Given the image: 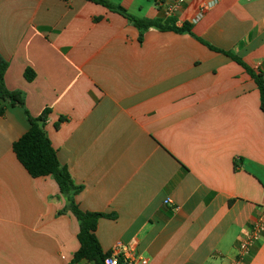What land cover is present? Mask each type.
<instances>
[{
	"label": "crops",
	"instance_id": "0c3cea01",
	"mask_svg": "<svg viewBox=\"0 0 264 264\" xmlns=\"http://www.w3.org/2000/svg\"><path fill=\"white\" fill-rule=\"evenodd\" d=\"M108 1L192 31L149 29L140 43L132 22L86 0H0L5 86L25 100L0 99V264H93L73 261L70 196L13 151L25 111L46 108L79 208L115 216L98 222L105 254L123 244L148 264H232L264 211V114L226 53L264 74V0H187L171 17L158 0ZM243 264H264V234Z\"/></svg>",
	"mask_w": 264,
	"mask_h": 264
},
{
	"label": "trees",
	"instance_id": "16d2710c",
	"mask_svg": "<svg viewBox=\"0 0 264 264\" xmlns=\"http://www.w3.org/2000/svg\"><path fill=\"white\" fill-rule=\"evenodd\" d=\"M86 1L101 5L132 22L133 25L140 31V43L143 42L144 34L149 29L173 31L179 34L191 33L192 31L190 24H184L181 28H178L173 24H165L159 20H151L133 16L129 14V12L123 6L113 4L108 0ZM207 46H209V48L212 50L219 51L208 44ZM226 55L242 65L254 78L260 91L261 110L264 114V74L262 72L255 73L239 58L231 56L227 53ZM8 67L9 62L0 55V99L4 102H8V104H10L12 107L24 108L25 100L23 93L9 92L5 86L4 78ZM25 78L27 81L31 82L35 78V73L28 69L25 72ZM5 108V106L0 108L1 116L4 115ZM51 112L52 111L50 108H46L40 116L35 118L25 111L27 121L29 123V130L17 142L14 143L13 151L19 162L23 165L31 177L37 179L51 176L57 183L60 193L70 196V210L79 221L80 226L78 233L80 247L74 255V263L87 261L93 264H105V259L108 254L103 252L101 244L97 238V226L100 219H115V216L103 213L84 212L79 208L74 197L83 190V187L76 186L73 183L67 167L61 165L57 150L53 147L51 139L45 130ZM65 120V118L61 117L56 123L55 128L58 130L61 123H63Z\"/></svg>",
	"mask_w": 264,
	"mask_h": 264
},
{
	"label": "built area",
	"instance_id": "2783aa9c",
	"mask_svg": "<svg viewBox=\"0 0 264 264\" xmlns=\"http://www.w3.org/2000/svg\"><path fill=\"white\" fill-rule=\"evenodd\" d=\"M187 0H158L157 6L164 7L166 16L171 17ZM264 234V211L256 220L251 233L245 237L238 247V254L232 264H243L248 257L252 247L262 239ZM105 264H148V261L135 255L134 248L123 244H117L108 253Z\"/></svg>",
	"mask_w": 264,
	"mask_h": 264
}]
</instances>
